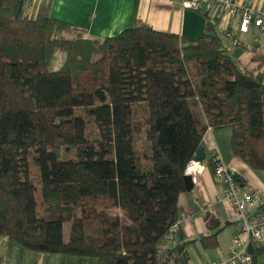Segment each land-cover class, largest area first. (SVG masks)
Here are the masks:
<instances>
[{"label": "trees", "instance_id": "1", "mask_svg": "<svg viewBox=\"0 0 264 264\" xmlns=\"http://www.w3.org/2000/svg\"><path fill=\"white\" fill-rule=\"evenodd\" d=\"M29 1L0 0V238L96 264H190L187 244L165 241L184 170L230 129L234 157L264 172V72L243 71L203 10L197 41L137 23L73 59L86 32L51 18L54 0L30 15ZM204 211L208 233L189 243L216 250L226 227Z\"/></svg>", "mask_w": 264, "mask_h": 264}, {"label": "crops", "instance_id": "2", "mask_svg": "<svg viewBox=\"0 0 264 264\" xmlns=\"http://www.w3.org/2000/svg\"><path fill=\"white\" fill-rule=\"evenodd\" d=\"M232 1L240 7L250 6L255 11L264 10V0ZM202 13H206V8ZM51 18L85 31L86 34L78 38L90 42L114 37L137 23L159 33L175 34L189 41H197L204 36L206 26L203 14L183 10L180 0H54ZM213 21L218 24L219 31L226 29L240 38L242 48L235 47L227 40L225 43L238 59L243 71L253 75L264 72V49L258 52L254 50L256 40L260 37L258 30L251 27L248 34H240L238 16L220 14ZM232 136L230 129L207 133L203 141L205 161H210L213 154L218 153L223 164L234 168L244 181L245 188L259 199V208H264V172L254 171L234 157L231 149ZM224 197L223 186L215 180L213 172L208 168L202 178L201 187L191 194L181 195L178 199L182 211L180 219L183 223L180 234L173 241L174 245L181 242L187 244L188 253L190 248L199 246L190 245L189 242L208 233L204 220V208L208 207L226 227L225 231L234 228L232 246V241L238 233V222L233 208L224 201ZM191 216L195 219L188 223L187 219ZM229 253L230 251L225 255V259L229 257ZM258 260L259 264H264V255Z\"/></svg>", "mask_w": 264, "mask_h": 264}, {"label": "built area", "instance_id": "3", "mask_svg": "<svg viewBox=\"0 0 264 264\" xmlns=\"http://www.w3.org/2000/svg\"><path fill=\"white\" fill-rule=\"evenodd\" d=\"M181 7L185 11H202L206 8V13L210 18L216 20L220 14L238 16L240 19V34H248L251 27L259 32V38L255 45L258 52L264 49V10L255 11L250 6H237L232 0H180ZM224 39L229 40L237 48H242L239 37L231 34L226 29H221ZM216 165L215 179L224 188V201L231 206L238 222V233L232 241L229 257L225 261L212 264H253L250 255V247L254 249L258 245L264 244V211H259L260 201L245 185L241 184L238 172L223 164L218 153L211 157ZM207 171L204 162H191L184 170V178H190L194 190L201 187L202 178ZM258 208V210H257ZM194 216L187 219L188 223L193 222ZM183 221L180 219L169 230L165 241L172 243L181 229ZM256 251V249H255Z\"/></svg>", "mask_w": 264, "mask_h": 264}, {"label": "rangeland", "instance_id": "4", "mask_svg": "<svg viewBox=\"0 0 264 264\" xmlns=\"http://www.w3.org/2000/svg\"><path fill=\"white\" fill-rule=\"evenodd\" d=\"M41 1L42 0H30L27 13L30 15L33 7ZM61 37L67 40L73 39L71 36L64 35ZM93 47L94 46H92V43L90 42L77 41L74 46L72 58L92 60L97 59ZM64 62L65 58H63L62 55L56 53L52 62V66L50 68V72H57ZM224 224L227 225L226 223ZM234 232L235 230L233 227L228 228L225 232H223L219 237L220 247L216 250L204 251L200 245L190 248V264H212L218 261H225V255L228 251H230L229 248L231 249V239ZM69 233L70 223L63 224L64 243H68ZM0 258L3 261L2 264H96L95 260H77L61 255H34L29 253L24 248L13 244L6 238H0Z\"/></svg>", "mask_w": 264, "mask_h": 264}, {"label": "water", "instance_id": "5", "mask_svg": "<svg viewBox=\"0 0 264 264\" xmlns=\"http://www.w3.org/2000/svg\"><path fill=\"white\" fill-rule=\"evenodd\" d=\"M205 160V156H204V152H200L196 161L197 162H203ZM184 182H185V191H187V193L191 194L194 191V187L192 185V181L190 178H184ZM250 255L253 258V264H259V260L258 257L256 255V251L254 249L253 246L250 247V251H249Z\"/></svg>", "mask_w": 264, "mask_h": 264}]
</instances>
